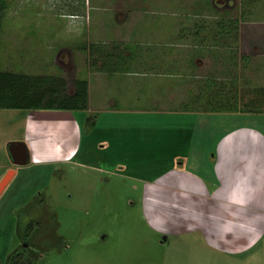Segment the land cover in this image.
<instances>
[{"label":"rangeland","instance_id":"374dc122","mask_svg":"<svg viewBox=\"0 0 264 264\" xmlns=\"http://www.w3.org/2000/svg\"><path fill=\"white\" fill-rule=\"evenodd\" d=\"M8 1L0 33V72L61 75L70 93L76 79H87L91 119L79 111L43 110L33 114L37 135L27 139L31 112L0 109L1 162L17 167L7 145L19 141L29 146L34 160L66 161L22 167L0 199L1 264L24 242L30 245L33 264H264V232L248 247L231 252L208 241L207 234L227 236L220 227L203 226L193 236L165 234L161 221L143 209L140 178L144 169L158 165L162 150L143 126L161 118L173 125L167 129L173 153L188 157L195 152L194 162H200L191 166L204 169L213 163L207 159L208 144L237 129L244 161L264 189V144L247 152L244 132H238L251 129L264 137V96L255 106L261 113H208L205 129L208 116L198 117L207 113L191 109L208 98L215 104L218 94H224L223 89L208 94L207 77L218 88L240 73L246 102L255 99L256 87H264V0L252 3L245 20L246 0ZM222 18L241 20L230 39L218 37L227 44L225 50L214 46L216 29L210 31ZM196 25L207 26L200 31L204 50L193 39L199 32ZM184 27L191 30L181 37ZM90 44L108 50L118 44V52L130 59L117 64L118 72L109 77L104 56L91 55ZM83 45L87 50L80 49ZM230 48L237 59L248 55L249 67L226 71L223 60ZM184 102L190 110L180 109ZM130 137L141 141L130 148L118 143ZM142 140L147 142L144 153ZM164 153L170 159L168 149Z\"/></svg>","mask_w":264,"mask_h":264},{"label":"crops","instance_id":"0c3cea01","mask_svg":"<svg viewBox=\"0 0 264 264\" xmlns=\"http://www.w3.org/2000/svg\"><path fill=\"white\" fill-rule=\"evenodd\" d=\"M90 103L89 90L88 109L79 111L86 114V120H88V117L91 119L88 115V113H91ZM29 112L32 115L27 116V139L37 135L33 114L40 113V111ZM203 115L208 116L203 125L205 129L206 125L207 128L209 126L207 121L211 119V116L209 118V114H202L199 115L201 118L198 117V119H204ZM172 126L166 123L165 120H161V118H155L152 125L147 124L142 129L147 132L148 135L146 136L149 140L153 134L152 142L159 149H162L161 157L157 162L158 165L144 169V173L140 177L144 184L143 209L146 215L158 218L163 228H166L163 232H166L167 235L187 234L193 236L197 235L203 226L212 230L220 227L227 236L224 234L214 236L210 234L212 237H209L207 234L208 241L213 244V247L214 244H217L221 248H226L227 251L230 250V252L231 249L234 251L248 247L250 243L260 238L264 232V189L262 188L263 184L259 182L260 179L255 176L254 170H251L247 166L248 162L244 161L245 156L238 145L237 136L234 135L236 133L234 131L237 129L228 131L217 143L208 144L207 148H211V153H207V159L212 158L213 163L211 164L210 161V168L208 166V169H204L202 165L191 166V164L200 162L199 158H196L197 161L194 162L192 155L195 156V152L189 154L188 157L173 153L174 146H169V142L172 140L167 137V129L172 128ZM130 128L131 126H128V129ZM153 130L156 131V134ZM238 132H244L242 145L244 149H247V152H253L257 143L264 144V137L254 130H241ZM161 133H163L162 136ZM249 133H252L255 137L252 138ZM123 140L120 139L118 143L124 144L127 148L132 147V142L139 143L141 141L139 139L134 140L132 137ZM244 142L245 144H243ZM146 143V140H142L141 152L143 153L145 152L143 149H146ZM26 146L29 150V163L24 166L16 165L17 167L14 168L5 161H0V182L10 170L15 171L11 184L22 167L30 168L66 163L62 159L63 162L43 159L42 157V159L34 160L29 146L27 144ZM46 147L48 148V146ZM164 149H168L170 159L164 156ZM10 159L12 160L11 156ZM197 170H201V173H198ZM169 220L171 226L168 227L166 221ZM230 230H233L231 233L233 236L229 234Z\"/></svg>","mask_w":264,"mask_h":264},{"label":"trees","instance_id":"16d2710c","mask_svg":"<svg viewBox=\"0 0 264 264\" xmlns=\"http://www.w3.org/2000/svg\"><path fill=\"white\" fill-rule=\"evenodd\" d=\"M247 5L244 4L243 8V18L244 20L250 16L252 13L251 7L252 3L256 4L263 0H246ZM244 0V3L246 2ZM9 8L8 0H0V33L3 29V20L5 17V12ZM243 20V21H244ZM239 26H241L240 19H226L222 18L218 21V24H214L212 26V30L216 29V36H213V42H215L214 46L221 47L220 49H228L226 43H221L219 41L220 38L226 40V38L230 39L233 33L239 30ZM207 26L205 25H196L194 29L199 30L198 33L193 35V39L197 41L198 44L203 46L204 50V42L200 38V31L204 30ZM188 27H184L183 30L180 31V36L183 37L184 33L190 32L187 30ZM208 29V28H207ZM234 33V34H235ZM220 37V38H218ZM200 40H202L200 42ZM112 46V45H111ZM199 46V47H201ZM108 46L106 45H95L90 44L89 50L91 51V55L94 52H98L99 55L104 56V70L108 73V76H112L113 73L118 72L116 67L117 64L122 63L124 60H128L127 56H123L118 52L119 45L114 44L111 47V50H108ZM237 48V46H235ZM82 51L87 50L86 45H83L80 48ZM231 49V48H230ZM235 49L229 50V54L226 56V60H223V66L226 68L235 66L236 67H249V56L242 55L238 59L233 57L235 54ZM237 51V50H236ZM118 52V53H117ZM130 56V55H129ZM128 56V57H129ZM230 64V65H229ZM233 71V69H231ZM232 72L230 71V74ZM241 74H232L227 77L230 80V83L226 86H220L215 88L217 85L212 86L208 84L210 83V78L207 77V93H210V90L214 89V92L218 89H223L224 94H218V96L214 99L215 104H210V98H208V102L206 104H199L197 106L192 107L193 111H202V113H247V114H257L261 113L255 107L261 96H264V87L255 88L254 94L257 96L255 99L250 100L249 102L245 101L246 93L242 91L240 88V76ZM211 76V75H210ZM217 82H222L223 79H217ZM74 91L70 93L69 84L66 82L61 75H52V76H33L28 74H15L11 72H0V109H9V110H27V111H43V110H59V111H85L89 106V81L87 79L78 78L73 82ZM218 84V83H217ZM249 84V83H247ZM249 88V86H246ZM206 91V86L203 88ZM241 93V94H238ZM215 94V93H214ZM200 103V102H199ZM208 103V104H207ZM207 105V106H206ZM184 106V107H181ZM180 106L186 110H190L187 104L182 103ZM204 108V109H203ZM179 109V108H178ZM258 111V112H257ZM20 254V252H18ZM17 259H14V261ZM34 258L31 256H26L24 254H20L18 257V262L16 264H33Z\"/></svg>","mask_w":264,"mask_h":264},{"label":"water","instance_id":"95a60500","mask_svg":"<svg viewBox=\"0 0 264 264\" xmlns=\"http://www.w3.org/2000/svg\"><path fill=\"white\" fill-rule=\"evenodd\" d=\"M8 150L15 165L24 166L29 163V150L24 142L9 143ZM15 175L14 170H10L0 182V197L12 181Z\"/></svg>","mask_w":264,"mask_h":264},{"label":"flooded vegetation","instance_id":"af4514ba","mask_svg":"<svg viewBox=\"0 0 264 264\" xmlns=\"http://www.w3.org/2000/svg\"><path fill=\"white\" fill-rule=\"evenodd\" d=\"M18 252H20V254H24L26 255L27 257L28 256H31L33 257L32 255V252L30 250V245L28 242H24L21 249L16 251L13 255L9 256L6 258V260L4 261L5 264H16L15 262L17 261L18 262V257H20V254H18ZM14 259H17L14 261ZM2 263V261L0 262V264Z\"/></svg>","mask_w":264,"mask_h":264}]
</instances>
